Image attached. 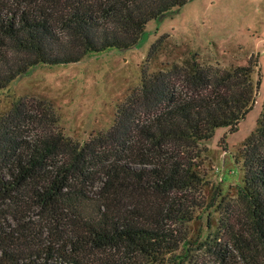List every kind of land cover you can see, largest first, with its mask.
<instances>
[{
    "label": "trees",
    "instance_id": "trees-1",
    "mask_svg": "<svg viewBox=\"0 0 264 264\" xmlns=\"http://www.w3.org/2000/svg\"><path fill=\"white\" fill-rule=\"evenodd\" d=\"M188 3L0 0V92L33 67L131 49L150 22ZM147 70L113 127L84 145L41 101L21 98L0 117V264H163L188 243L183 224L204 204L196 196L206 182L201 145L221 129L238 132L262 71L253 57L227 69L202 65L197 54ZM257 123L240 151L248 220L230 217L207 241L213 259L189 264H264V105ZM222 197L219 189L213 201Z\"/></svg>",
    "mask_w": 264,
    "mask_h": 264
},
{
    "label": "rangeland",
    "instance_id": "rangeland-1",
    "mask_svg": "<svg viewBox=\"0 0 264 264\" xmlns=\"http://www.w3.org/2000/svg\"><path fill=\"white\" fill-rule=\"evenodd\" d=\"M164 35L168 38L162 51L149 62L151 47ZM193 54L202 65L227 69L248 66L251 57L258 59L262 84L238 132L221 129L211 142L201 145L204 153L198 162L206 182L196 196L204 204L193 221L183 224L188 243L163 264L212 260L207 241L223 232L230 217L235 221V214L248 220L239 200L244 185L240 151L257 129L264 105V0H189L185 7L150 22L131 49L90 54L78 64L33 67L0 92V117L21 98L41 101L53 108L65 135L84 145L113 127L119 107L141 89L145 69L158 73ZM254 78L257 81L258 75ZM219 189L222 204L213 201Z\"/></svg>",
    "mask_w": 264,
    "mask_h": 264
}]
</instances>
